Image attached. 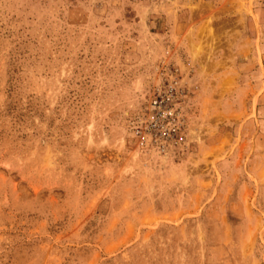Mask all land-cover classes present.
I'll return each instance as SVG.
<instances>
[{
    "label": "rangeland",
    "instance_id": "rangeland-1",
    "mask_svg": "<svg viewBox=\"0 0 264 264\" xmlns=\"http://www.w3.org/2000/svg\"><path fill=\"white\" fill-rule=\"evenodd\" d=\"M0 264H264V0H0Z\"/></svg>",
    "mask_w": 264,
    "mask_h": 264
},
{
    "label": "built area",
    "instance_id": "built-area-1",
    "mask_svg": "<svg viewBox=\"0 0 264 264\" xmlns=\"http://www.w3.org/2000/svg\"><path fill=\"white\" fill-rule=\"evenodd\" d=\"M180 92L177 81L170 75L157 85L149 97L143 113L131 127V135L141 151L166 153L185 144Z\"/></svg>",
    "mask_w": 264,
    "mask_h": 264
}]
</instances>
